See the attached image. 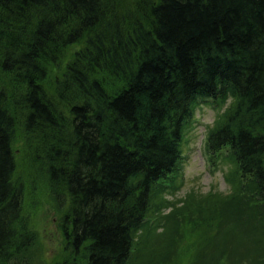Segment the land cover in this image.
Listing matches in <instances>:
<instances>
[{
  "label": "trees",
  "instance_id": "1",
  "mask_svg": "<svg viewBox=\"0 0 264 264\" xmlns=\"http://www.w3.org/2000/svg\"><path fill=\"white\" fill-rule=\"evenodd\" d=\"M207 101L231 192L177 206ZM0 264H264V0H0Z\"/></svg>",
  "mask_w": 264,
  "mask_h": 264
},
{
  "label": "rangeland",
  "instance_id": "2",
  "mask_svg": "<svg viewBox=\"0 0 264 264\" xmlns=\"http://www.w3.org/2000/svg\"><path fill=\"white\" fill-rule=\"evenodd\" d=\"M220 108L211 101L199 102L195 108L194 121L188 131L187 142L183 147L179 174L176 179L177 190L166 193L165 197L170 202L180 205L193 191L199 194L207 192L230 193L231 187L225 181V175L231 170L230 164L224 158L226 153L220 154L213 161L206 154L204 139L207 127L212 125ZM29 226L38 233V245L43 247L44 262L51 261L62 248L61 237L56 227V208L47 196L39 195L30 206ZM170 209L165 210L168 214ZM161 240L162 237H157Z\"/></svg>",
  "mask_w": 264,
  "mask_h": 264
}]
</instances>
